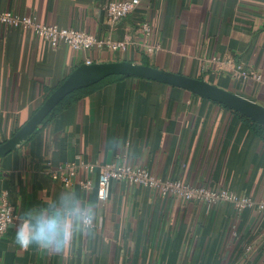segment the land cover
<instances>
[{"label":"crops","instance_id":"0c3cea01","mask_svg":"<svg viewBox=\"0 0 264 264\" xmlns=\"http://www.w3.org/2000/svg\"><path fill=\"white\" fill-rule=\"evenodd\" d=\"M114 0H0V12L76 29L112 50L53 48L30 31L0 24V143L11 138L83 64L132 62L202 79L264 106V0H141L118 24L104 5ZM147 24L149 31H143ZM105 79L63 104L15 151L0 159L4 191L20 219L0 236V264H264V214L221 203L162 197L115 181L97 200L96 166L146 169L162 179L225 189L264 201V142L233 110L186 90L142 78ZM120 137L127 149L107 141ZM76 158L70 188L50 176ZM90 182L93 190L83 188ZM71 191L95 213L93 234L77 233L62 253L19 247L14 233L24 213ZM1 209V203H0Z\"/></svg>","mask_w":264,"mask_h":264},{"label":"built area","instance_id":"2783aa9c","mask_svg":"<svg viewBox=\"0 0 264 264\" xmlns=\"http://www.w3.org/2000/svg\"><path fill=\"white\" fill-rule=\"evenodd\" d=\"M141 0H114L104 5L107 18L112 24H118L133 14L139 8ZM0 24L8 25L16 30L30 31L36 37L47 41L51 47L58 48L66 45L75 51H89L102 49L105 46L117 50L123 43L105 42L91 34L76 29L61 30L56 25L43 24L35 17L19 16L12 12H0ZM143 31L148 32V25H143ZM91 64V63H88ZM243 79H253L264 84L261 75L254 71L239 72ZM84 168L93 171L94 166L85 165L80 158L61 166L50 176L59 181L63 187L70 188L78 170ZM99 169L98 182L95 187L97 200L105 203L110 199L112 184L115 181L128 182L134 186L157 191L162 197L179 198L189 202L203 203L208 210L220 205L230 203L237 212L254 210L264 214V201L247 196H238L225 189L211 188L206 185L192 186L179 180L158 178L146 169H135L130 166L107 164L96 166ZM83 188L93 190L90 182L83 184ZM0 209V236L16 226L20 219L17 208L10 202L9 193L4 191L1 196Z\"/></svg>","mask_w":264,"mask_h":264},{"label":"water","instance_id":"95a60500","mask_svg":"<svg viewBox=\"0 0 264 264\" xmlns=\"http://www.w3.org/2000/svg\"><path fill=\"white\" fill-rule=\"evenodd\" d=\"M114 76L142 78L186 90L199 97L221 104L264 128V106L205 80L127 61L83 64L76 68L48 96L24 126L11 138L0 144V159L26 142L69 95L78 90L92 87Z\"/></svg>","mask_w":264,"mask_h":264},{"label":"clouds","instance_id":"9594fccd","mask_svg":"<svg viewBox=\"0 0 264 264\" xmlns=\"http://www.w3.org/2000/svg\"><path fill=\"white\" fill-rule=\"evenodd\" d=\"M107 147L119 151L129 146L117 136L107 141ZM24 217L14 242L25 249L35 246L43 252L62 253L77 233L91 235L94 231V210L71 191L27 210Z\"/></svg>","mask_w":264,"mask_h":264},{"label":"trees","instance_id":"16d2710c","mask_svg":"<svg viewBox=\"0 0 264 264\" xmlns=\"http://www.w3.org/2000/svg\"><path fill=\"white\" fill-rule=\"evenodd\" d=\"M117 78H120V79H124V78H129V77H126V76H118ZM103 82V81H102ZM100 82V83H102ZM99 83V84H100ZM99 84H96V85H99ZM94 85V86H96ZM92 86V87H94ZM92 87H88V88H85V89H81V90H78L76 92H74L73 94L69 95L63 102L60 103V105L53 111V113L45 120L44 124L50 122L53 117L55 116L57 110L63 106V104H69V102L71 100H76V99H79L82 97V95L89 89H91ZM54 90L48 92L46 95H44V101L48 98V96L53 93ZM238 114V113H236ZM239 116H241V119L242 121L246 124V126L249 128L250 132L252 133L253 137L255 139H257L258 141H261V142H264V128L259 125L258 123L256 122H253L252 120H250L249 118H246L240 114H238ZM1 144V143H0ZM254 199V198H253Z\"/></svg>","mask_w":264,"mask_h":264}]
</instances>
